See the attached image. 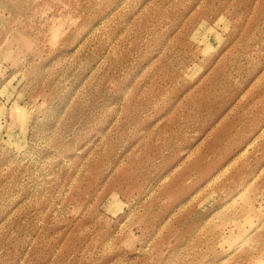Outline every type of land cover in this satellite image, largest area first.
<instances>
[{"label":"rangeland","instance_id":"374dc122","mask_svg":"<svg viewBox=\"0 0 264 264\" xmlns=\"http://www.w3.org/2000/svg\"><path fill=\"white\" fill-rule=\"evenodd\" d=\"M0 264H264V0H0Z\"/></svg>","mask_w":264,"mask_h":264}]
</instances>
